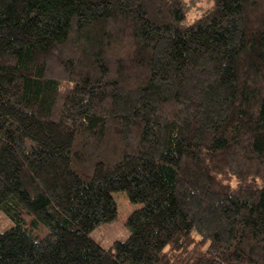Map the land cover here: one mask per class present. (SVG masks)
Returning a JSON list of instances; mask_svg holds the SVG:
<instances>
[{
    "label": "trees",
    "instance_id": "16d2710c",
    "mask_svg": "<svg viewBox=\"0 0 264 264\" xmlns=\"http://www.w3.org/2000/svg\"><path fill=\"white\" fill-rule=\"evenodd\" d=\"M0 211V264H264V0H0Z\"/></svg>",
    "mask_w": 264,
    "mask_h": 264
},
{
    "label": "rangeland",
    "instance_id": "374dc122",
    "mask_svg": "<svg viewBox=\"0 0 264 264\" xmlns=\"http://www.w3.org/2000/svg\"><path fill=\"white\" fill-rule=\"evenodd\" d=\"M206 0H199V3H205ZM113 197L116 203V216L112 221L101 222L90 232V236L98 241L103 247H108L115 239H124L128 235V229L125 225L127 215L139 203L130 202L124 191H114ZM11 220L0 211V230L11 225Z\"/></svg>",
    "mask_w": 264,
    "mask_h": 264
}]
</instances>
